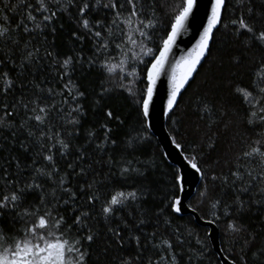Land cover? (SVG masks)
Masks as SVG:
<instances>
[{
  "label": "trees",
  "instance_id": "trees-1",
  "mask_svg": "<svg viewBox=\"0 0 264 264\" xmlns=\"http://www.w3.org/2000/svg\"><path fill=\"white\" fill-rule=\"evenodd\" d=\"M185 3L0 0V197L24 190L15 208L0 209L6 236L22 237L44 215L49 225L59 221L49 228L57 239L87 252L86 264H222L209 226L174 211L179 169L142 109L147 68ZM241 17L258 35L264 0L225 1L209 52L167 124L202 171L189 205L217 224L227 257L253 264L264 246V159L245 153L264 152V42L237 30L232 21ZM39 108L47 112L43 123L34 119ZM108 110L119 120H109ZM104 124L115 145L105 142ZM118 191H135L137 199L106 218L102 208ZM25 209L35 215L23 216ZM89 234L91 243L83 239ZM76 255L66 254L69 262Z\"/></svg>",
  "mask_w": 264,
  "mask_h": 264
},
{
  "label": "snow or ice",
  "instance_id": "snow-or-ice-1",
  "mask_svg": "<svg viewBox=\"0 0 264 264\" xmlns=\"http://www.w3.org/2000/svg\"><path fill=\"white\" fill-rule=\"evenodd\" d=\"M43 3V0H40ZM196 3V0H186V3L182 7L180 13L175 17V22L171 25V31L167 36V39L164 41V48L160 52L159 57L151 64L150 68H147V80L149 82V86L147 87V99L143 101L142 109L143 115L147 116L149 114V102L152 99L153 94V87L155 85L156 79L158 78L160 72L163 70L164 62L166 59L167 53L171 50V45L175 42L176 36L179 34L181 28L184 27V22L188 19L189 14L192 12V9ZM115 7V3L111 5H105V7ZM134 7V6H133ZM225 7V0H215L211 7V16L208 19L207 28L204 30L203 36H201L199 43L196 46V49L193 50V53L189 54L188 60L184 63V67L181 70L179 76H176L174 73L173 76V91L172 96L169 99V108L173 106L177 95L179 94L180 90L185 86L188 82L189 78L191 77L192 73L196 70L197 64L200 63L201 58L204 56L205 52L208 50L209 41L212 39V31L213 29L221 23V12L222 9ZM88 5L84 4L81 8V15H83L84 11L87 10ZM29 19H34V17L29 16ZM45 20H49L50 17L45 16ZM83 26L85 28L89 27V21L84 19L82 21ZM141 23H143L141 21ZM233 24H238V31L243 29L246 30L248 33H252L253 37L260 42H264V30H260L258 35L254 33L253 27L247 23L243 17H241L238 21H232ZM150 26V24L148 25ZM147 27V26H146ZM3 34V31H0V35ZM95 35L99 37L101 33L99 31L95 32ZM141 35H145V33L141 32ZM71 62V58H68L64 61V66L67 67ZM264 67V65H262ZM109 71H112L109 68ZM7 74L5 73V76ZM12 85V81L8 80L5 82V91L10 88ZM67 87V86H66ZM240 89H238L239 91ZM264 91V90H262ZM82 96L83 93H80ZM250 95V93H249ZM27 107V105H25ZM35 111V110H34ZM264 112V109H261ZM39 114H36L34 119L43 123L45 121V117L47 112L44 108L38 109ZM255 116V113H253ZM106 117L109 120L117 119L119 117H114L113 111L108 110L106 112ZM260 119L264 121V116H261ZM121 123H123L121 121ZM249 123H252L249 120ZM103 127L107 130L105 132V142L111 143L112 145L116 144L115 140H109L107 133L111 131L108 128L107 124H104ZM59 143L64 149L68 148V145L64 143L63 140H60ZM177 147H180L177 144ZM259 155L262 159H264V152L260 151L259 148H254L252 153H245V155ZM45 159L49 162L53 161V156L48 155ZM71 167V165H69ZM193 168H196L197 171L200 169L197 167L195 163L192 164ZM38 172L40 170H37ZM59 169L53 167V172H58ZM124 172H128V168L123 169ZM133 171H136L133 169ZM41 175L51 177V173L48 172H40ZM11 183V182H10ZM63 183V180H61ZM35 187L39 188V184H35ZM18 192L21 194L23 193V189H18ZM17 191H13L10 195H2L0 197V209H5L8 207L15 208L20 200V196L17 195ZM93 199H97L93 197ZM131 200L137 199V193L135 191L125 193L123 191H118L115 194L111 195L110 200L107 202V206L102 208L103 214H105L106 218H110L114 215L116 208L114 206H123L126 202ZM43 203V200H41ZM173 209L176 212H180V201L178 199L174 200L173 202ZM216 205L214 204L213 207ZM38 211V210H37ZM3 215V212L0 211V216ZM23 216H30L35 215L34 212H28L26 209L22 214ZM46 215L50 216V213H46ZM85 216L87 213L84 214ZM76 224H80V220H75ZM143 223V221H141ZM53 230L59 228V221L55 222L52 225H49L48 221L45 219L44 215H40L38 219V223L33 221L32 227H26L25 229L21 230L24 235L22 237H15V236H6L3 230H0V264H86L85 256L87 255L86 251H81L80 248L76 247L73 244H70L67 239H57L54 236V232L49 231V228ZM230 228H233V231H240L241 229L235 228L234 225H230ZM43 230V231H41ZM116 236L120 234L117 232L115 233ZM48 237H51L52 240L56 242H51ZM87 242L91 243L94 240V236L89 234L85 236ZM139 237H136L137 244H139ZM253 239H255L253 237ZM80 241L77 240L76 244H79ZM122 243V242H121ZM165 243H168L165 241ZM169 248L171 245H168ZM55 250V251H53ZM243 251V250H242ZM256 251L259 252V259L258 261L253 262V264H264V246H259ZM72 253H77L75 257L69 262L67 259V255H71ZM173 261H175V256H173ZM120 264H132L131 260L123 259L120 261ZM233 264H236V260L233 259Z\"/></svg>",
  "mask_w": 264,
  "mask_h": 264
},
{
  "label": "water",
  "instance_id": "water-1",
  "mask_svg": "<svg viewBox=\"0 0 264 264\" xmlns=\"http://www.w3.org/2000/svg\"><path fill=\"white\" fill-rule=\"evenodd\" d=\"M214 2L215 0H196L192 12L189 14L188 19L184 22V27L180 29L175 42L171 45V50L166 55L163 70L160 72L153 87L152 99L149 102V114L145 117L147 119L149 129L158 138L166 157L179 169L180 194L177 199L180 201L179 206L181 211L177 213L181 215L192 214L199 224L209 226V236L213 248L219 255L222 264H233V260L227 257L221 248L219 228L217 224L211 220L204 219L199 212L192 208L188 203L189 199L196 193L197 187L202 180V171L198 164L186 155L181 146L177 147L178 143L174 140L167 124L168 116L176 107L181 94L193 80L209 52L212 39L209 41L208 50L201 58L200 63L197 64L196 70L192 73L185 86L180 90L173 106L170 109L169 99L171 98L173 91L174 73L176 76H179L184 67V63L189 58V54L193 53V50L196 49L201 36L204 34L205 28H207L208 19L211 16V7ZM222 15L223 9L221 12V19ZM219 25L213 29L212 38L214 31ZM167 36L165 40L167 39ZM163 48L164 42L151 64L159 57ZM151 64L148 68L151 67ZM146 99L147 93L144 100ZM193 163L197 165L200 171H197L196 168L192 167Z\"/></svg>",
  "mask_w": 264,
  "mask_h": 264
}]
</instances>
